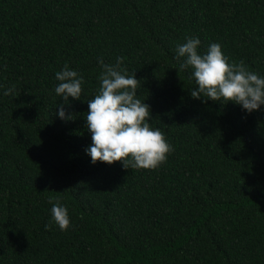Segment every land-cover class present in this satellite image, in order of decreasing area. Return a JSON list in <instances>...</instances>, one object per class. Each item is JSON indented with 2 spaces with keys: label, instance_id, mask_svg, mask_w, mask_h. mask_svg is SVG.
I'll return each instance as SVG.
<instances>
[{
  "label": "trees",
  "instance_id": "obj_1",
  "mask_svg": "<svg viewBox=\"0 0 264 264\" xmlns=\"http://www.w3.org/2000/svg\"><path fill=\"white\" fill-rule=\"evenodd\" d=\"M186 36L264 75V0H0V264H264V105L193 98ZM117 56L173 147L156 168L85 152L97 58ZM65 62L84 76L67 103Z\"/></svg>",
  "mask_w": 264,
  "mask_h": 264
},
{
  "label": "clouds",
  "instance_id": "obj_2",
  "mask_svg": "<svg viewBox=\"0 0 264 264\" xmlns=\"http://www.w3.org/2000/svg\"><path fill=\"white\" fill-rule=\"evenodd\" d=\"M201 41L198 36H186L176 46L175 54L183 57L180 68L191 67V78L195 87L190 95L197 99H211L222 103L229 100L251 112L264 105V75L249 70L241 61H230L218 42H212L204 52L198 51ZM124 59L116 57V63H105L97 58L101 67L97 79L99 87L92 98L87 99L86 127L91 134V143L85 152L90 162L97 160L112 163L120 160L124 168H156L173 150L158 127L149 122L150 106L137 95L138 79L135 70L129 74L121 65ZM59 81L55 94L66 103L69 97L78 99L82 94L84 76L77 69L68 66L55 72ZM15 85H0V95L14 94ZM61 119H71L63 105L57 106ZM51 222L66 230L70 224L68 208L58 197L50 196ZM49 224H45L48 228Z\"/></svg>",
  "mask_w": 264,
  "mask_h": 264
}]
</instances>
